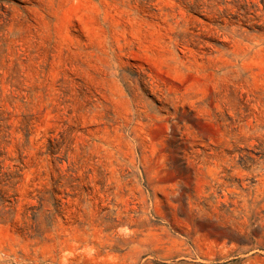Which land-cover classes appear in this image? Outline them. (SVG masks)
Here are the masks:
<instances>
[{"label":"rangeland","instance_id":"1","mask_svg":"<svg viewBox=\"0 0 264 264\" xmlns=\"http://www.w3.org/2000/svg\"><path fill=\"white\" fill-rule=\"evenodd\" d=\"M0 264H264V0H0Z\"/></svg>","mask_w":264,"mask_h":264}]
</instances>
